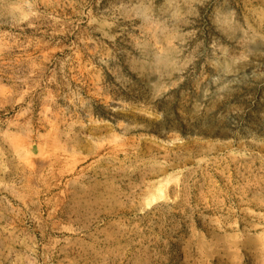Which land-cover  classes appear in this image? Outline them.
Returning <instances> with one entry per match:
<instances>
[{
    "label": "rangeland",
    "instance_id": "obj_1",
    "mask_svg": "<svg viewBox=\"0 0 264 264\" xmlns=\"http://www.w3.org/2000/svg\"><path fill=\"white\" fill-rule=\"evenodd\" d=\"M0 264H264V0H0Z\"/></svg>",
    "mask_w": 264,
    "mask_h": 264
}]
</instances>
